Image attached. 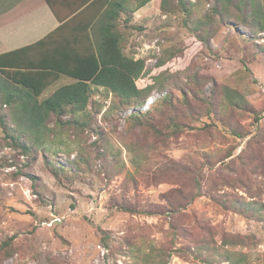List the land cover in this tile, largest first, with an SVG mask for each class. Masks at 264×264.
Here are the masks:
<instances>
[{"label": "rangeland", "instance_id": "1", "mask_svg": "<svg viewBox=\"0 0 264 264\" xmlns=\"http://www.w3.org/2000/svg\"><path fill=\"white\" fill-rule=\"evenodd\" d=\"M188 5V14L159 11L131 21L124 50L146 61L141 88L162 75L140 111L175 117L164 98L186 95L191 108L179 111L195 130L156 136L131 118L138 109L125 110L99 89L92 101L99 109L91 103L81 116L86 127L66 123L70 115L55 127L53 117V134L42 144L28 141L24 152L11 138L21 121L0 89L7 116L6 125L0 119V264H264V32L229 20L225 26L212 0ZM70 82L62 78L41 99ZM225 85L255 115L221 111L219 95L211 115L212 93ZM212 120L242 137L222 126L204 129ZM223 199L250 202L253 211L225 209Z\"/></svg>", "mask_w": 264, "mask_h": 264}, {"label": "trees", "instance_id": "2", "mask_svg": "<svg viewBox=\"0 0 264 264\" xmlns=\"http://www.w3.org/2000/svg\"><path fill=\"white\" fill-rule=\"evenodd\" d=\"M188 1L162 0L161 14L173 15L180 12L177 10H184L188 14L190 13ZM212 2L213 15H218L225 26L233 21L237 27H249L254 28L255 32H264L262 0H212ZM115 7L117 10L122 6L116 4ZM106 14L109 16L102 20L101 34L95 38L86 35L90 46H49L56 35L51 34L35 44L0 55V77L4 78L0 79L4 85L0 84L4 96L3 103L15 111L17 119L21 121L18 125L20 128L17 126L15 130L17 132L11 134V138L15 141V146H19L24 152L31 150L28 141L35 142L36 145L42 144L44 136H49V132L53 134L54 128H49L53 117L55 127L64 124L63 119L68 115L71 119L66 123L86 127L87 121L81 119V116L86 114L91 103H94L92 101L99 89L112 93L125 110L138 109L131 118L135 120L137 126L147 128L156 136L168 140L186 131L195 130L185 120L186 114L179 111V107L191 108V102L186 95L179 98L170 94L165 96L164 105L169 110L175 111V117H165L164 111L157 113L140 111V107L144 105L149 95L161 85L162 75L154 77L153 84L145 88L140 87L138 82L148 73L146 61L135 59L124 50L131 34L129 26L131 20L126 19L122 22L118 11L116 14L107 11ZM79 39L82 40L83 37L80 36ZM195 39L205 41L200 35L195 36ZM163 66L164 63L160 62L159 67ZM62 78L70 79L71 82L58 87L48 97L41 99L44 92ZM218 95L221 97V111H243L255 115L245 96L228 85L212 93L208 106L211 115L216 110L214 99ZM94 104L99 109V104L96 102ZM114 109L112 107V110ZM6 117L0 114L3 125H6ZM259 119L255 116V122ZM224 125L212 120L211 124L207 123L203 128L222 126L229 134L242 137L234 128ZM9 130L14 131L11 126ZM5 131L9 132L6 126ZM32 136L35 138L33 139ZM55 171L58 174V170ZM196 188L199 189L200 196L202 185L199 180L196 181ZM176 194L181 201H187V195L183 190H177ZM179 203L173 211L178 212L182 208V202ZM191 203L188 201L186 205L189 206ZM218 203L225 209H232L241 214L249 213L254 208L250 202L241 204L237 200L223 199ZM118 209L133 214L152 213L127 206H119ZM213 250L216 251L214 248H206L207 252Z\"/></svg>", "mask_w": 264, "mask_h": 264}, {"label": "crops", "instance_id": "3", "mask_svg": "<svg viewBox=\"0 0 264 264\" xmlns=\"http://www.w3.org/2000/svg\"><path fill=\"white\" fill-rule=\"evenodd\" d=\"M161 1L0 0V55L35 44L51 34L56 35L49 46H90L86 35L95 38L101 34L102 20L109 16L107 11H118L122 22L135 21L156 15ZM116 4L122 7L116 10Z\"/></svg>", "mask_w": 264, "mask_h": 264}]
</instances>
